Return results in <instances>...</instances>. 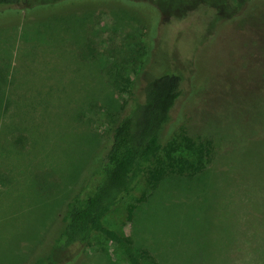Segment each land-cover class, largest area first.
I'll list each match as a JSON object with an SVG mask.
<instances>
[{
	"label": "rangeland",
	"instance_id": "rangeland-1",
	"mask_svg": "<svg viewBox=\"0 0 264 264\" xmlns=\"http://www.w3.org/2000/svg\"><path fill=\"white\" fill-rule=\"evenodd\" d=\"M87 1L106 7L89 9L83 16L67 15L59 23L50 19L31 24L10 21L11 26L0 29V65L16 70L15 63L30 51L26 43L37 40L62 47L82 46L88 56L85 61L77 48L62 54L61 50L52 53L43 46V82L46 70L63 78L74 65L75 69H94L89 62L98 57L107 73L102 91L107 88L115 95L124 84L132 82L134 69H139V85L155 75L176 71L182 83L181 95L172 109V128H184L193 138H209L213 145L211 157L205 159L206 174L211 177L198 216L202 231L193 226L192 232L184 234V240L193 234L188 247L180 243L176 228L194 220L190 211L198 201L193 198L179 203L182 193L172 198L169 191L173 189L169 188L177 187L179 182H202L203 176L168 178L159 189L142 179L132 196L105 218V224L130 236L138 253L152 255L158 264H264V0H259L257 6L242 0ZM113 6L118 8H110ZM20 7H29L31 17L45 15L43 0H25ZM120 8L139 11L141 19L151 25L150 37H145V30L150 28H143L136 17ZM13 14L10 10L0 12V23L14 18ZM23 64L25 67H21ZM39 64L38 59L28 56L19 60L17 70L32 72L39 69ZM18 90L25 93L24 88ZM51 90L44 84L43 99H25L38 105L31 117H37L41 124L38 128L43 130V143L48 148L54 146L51 156L36 150L30 153L27 147L15 151L10 143L0 140L1 166L11 178L17 176L20 180L0 185V259L10 262L18 255L21 261L32 258L35 252L48 247L54 235L55 227L51 232V226L58 223L57 215L53 217L58 198L51 192L48 205L43 203L49 197L46 186L58 191L61 182L50 168H59L61 162L78 167L89 159V149L64 154L69 149L64 150L66 143L57 138L64 131L62 127L75 123L104 130L108 124L105 116H85L80 121V116L63 117L60 106L72 107L76 99ZM44 106L53 112V119L46 120ZM38 162L43 178L48 176L54 182H32V166L38 167ZM166 183L171 186L167 188ZM180 188L186 190L185 186ZM190 192L196 194L192 189ZM164 200L165 205L160 202ZM20 203L19 212L9 211ZM128 205L134 209L130 220ZM31 214H43V230L35 226V221H28ZM146 230L152 232L149 238L145 237L149 233ZM32 246L37 251L31 252ZM83 253V259L71 264H127L115 244L101 235L94 236L83 247Z\"/></svg>",
	"mask_w": 264,
	"mask_h": 264
},
{
	"label": "trees",
	"instance_id": "trees-1",
	"mask_svg": "<svg viewBox=\"0 0 264 264\" xmlns=\"http://www.w3.org/2000/svg\"><path fill=\"white\" fill-rule=\"evenodd\" d=\"M24 1L0 0V12L10 10L14 13V18L0 23V29L5 28L7 24L8 27L11 26L10 21L14 20H19L22 24H31L41 20L44 23L45 19L59 23L67 15L82 13L83 16L89 9L106 7L90 4L87 0H43L45 15L31 17L29 12L31 5L20 7ZM250 1H253L256 6L259 2V0H242L246 4ZM79 4L84 5L76 7ZM116 7L118 8V6L110 8L115 9ZM120 9L136 17L142 23L143 28H150L145 30L146 39L150 37L151 25L147 20L141 19L139 11ZM56 29L54 33L59 30L58 27ZM26 44L30 45V51L25 52L26 54L19 60L32 56L41 64L37 65L39 69L28 73L21 68L17 70L19 60L17 64L15 63L17 69L14 71L9 69V65H0V130L4 134L1 135L0 140L10 143L12 150L15 151L27 147L30 153L36 150L51 156L54 146L51 144L48 148L43 143L46 139H43L42 128H38L41 124L36 121L37 117H31L38 105L35 101L25 100L28 97L34 100L43 99L44 84H48L52 92H60L68 99H76L72 107L66 105L61 108L60 106L59 110H63V117L80 116L81 118L78 119L80 121L85 116L88 119H90L89 116L94 118L105 116L108 124L104 130L75 123L70 124L69 128L68 123L67 126L62 127L64 131L57 138L66 143L63 145H66L64 150L69 149L64 154L74 153L75 149L76 151L89 149V159L78 167L73 166L72 162L64 164L61 162L57 164L59 168H50L53 172L55 171L54 174L57 173L56 179L61 182V188L58 191H51L49 186H46V193L49 197H47L48 202L43 205H48L53 192L59 202L55 204L57 208L53 213V217L57 215L58 223L56 226H51V232L55 228L54 235L49 239L48 247L37 251V248L32 246L31 252L37 251L32 258L25 257L26 260L21 261L19 259L21 256L18 255L12 262L8 259H0V264H71L85 257L83 247L90 243L96 235H101L113 242L121 258L127 264H147L145 259L152 261V264H158L152 255L147 253L140 255L134 246L133 239L107 226L104 222L105 218L132 196L142 179H145L155 189H159L168 178L189 176L200 179V176H203L201 177L202 182H179L180 185L177 187L172 185L171 188H169L170 183L165 184L167 188L173 189L169 191L172 198L177 197L176 193H182L181 200H177L180 201L179 203L189 202L191 199L198 201L195 208L191 207L193 211H190V213L193 212L194 220L190 219V222H185L184 225L176 228L180 243L188 247L187 243L191 242L193 234L186 238L188 240L183 239L184 234L192 232L191 227L193 226L202 231L198 216L202 212L203 203L201 202L207 199L206 182L211 177L206 174L205 159L211 157L213 145L209 138H193L184 128L178 127L177 130L172 128V109L181 95V74L176 71H166L144 80L139 85L137 84L140 77L139 69H134L131 74L132 82L124 84L118 90V95H115L107 88L102 91L107 73H104L101 67L102 60L98 57L97 60L89 62L94 65V69L86 70L79 66L75 69L74 65L70 68V72H64L65 77L63 78L56 76L53 70H46V78L43 82L41 67H43V52L46 53L43 46L52 53L61 50L62 54L68 53L67 50L70 48H77L83 54L82 58L85 61L88 56L83 53L84 49L82 52V46L75 44H65L62 47L37 40ZM37 48H40V51L36 50ZM144 52L140 55H144ZM28 62H30L29 59ZM35 62L34 60L33 65ZM68 65L66 64V67H70ZM23 66L25 67V64L21 67ZM32 81H35L36 85H32ZM20 87L22 90L24 88V94L19 93ZM101 91L104 94H101ZM42 110L43 113H47L45 114L46 120L54 118V116L51 118L53 112L48 110L47 106H44ZM37 166H32L33 171L30 173L32 182H54L48 176L43 178V173L39 171V162ZM63 166L67 167L63 169ZM3 169L0 163V185L2 187L7 186V182H14L17 177L11 178ZM21 178L22 175L19 179ZM181 186L183 188L185 186L186 192L180 188ZM190 189L196 194L191 193ZM60 190L62 195L59 193ZM160 202L165 205V200ZM21 207L20 203L15 209L10 208L9 211L19 212ZM126 212L127 219L130 220L134 212L133 206L128 205ZM28 218L29 222L35 221V226H41L43 230V214H31ZM29 222L26 224L27 227ZM148 232L145 237L149 238L152 232ZM47 238H49L48 235ZM194 263L199 264L198 261Z\"/></svg>",
	"mask_w": 264,
	"mask_h": 264
}]
</instances>
